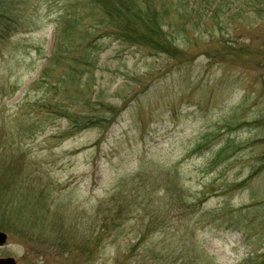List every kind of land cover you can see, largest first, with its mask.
Here are the masks:
<instances>
[{
    "label": "rangeland",
    "instance_id": "obj_1",
    "mask_svg": "<svg viewBox=\"0 0 264 264\" xmlns=\"http://www.w3.org/2000/svg\"><path fill=\"white\" fill-rule=\"evenodd\" d=\"M76 1L0 0V257L264 264V16L235 2L172 58L87 18L61 43Z\"/></svg>",
    "mask_w": 264,
    "mask_h": 264
},
{
    "label": "trees",
    "instance_id": "obj_2",
    "mask_svg": "<svg viewBox=\"0 0 264 264\" xmlns=\"http://www.w3.org/2000/svg\"><path fill=\"white\" fill-rule=\"evenodd\" d=\"M235 2L264 16V0H77L75 7L82 4L92 12L85 11L82 16V11L70 5L56 18L57 39L61 43H72L73 31L87 18L95 21L97 27L111 28V35L121 42L176 58L183 54L175 43L179 37L196 44L197 39L187 36L189 31L199 32L200 26L208 21L219 26L222 18H241L243 8L236 15L224 16ZM5 12L0 10V14ZM93 122H85L84 128ZM5 189L0 186V194L6 192ZM10 197L0 199V229H7L10 215L22 212L17 210L20 200L15 195Z\"/></svg>",
    "mask_w": 264,
    "mask_h": 264
},
{
    "label": "water",
    "instance_id": "obj_3",
    "mask_svg": "<svg viewBox=\"0 0 264 264\" xmlns=\"http://www.w3.org/2000/svg\"><path fill=\"white\" fill-rule=\"evenodd\" d=\"M7 242V234L0 231V247L4 246ZM0 264H17L13 257H0Z\"/></svg>",
    "mask_w": 264,
    "mask_h": 264
}]
</instances>
